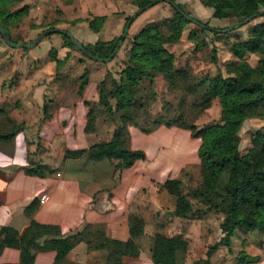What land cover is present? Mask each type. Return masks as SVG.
<instances>
[{
    "label": "crops",
    "instance_id": "0c3cea01",
    "mask_svg": "<svg viewBox=\"0 0 264 264\" xmlns=\"http://www.w3.org/2000/svg\"><path fill=\"white\" fill-rule=\"evenodd\" d=\"M200 2L195 4V9L204 14L211 12ZM20 3L23 5L19 6ZM20 3L15 8L28 4L24 0ZM200 13L199 18L202 17ZM104 15L107 19L99 31L92 30L86 22H80L85 23L84 27L77 26L81 29L69 30L85 44L112 40L105 39L110 34L104 32V28L114 19L119 29L126 15ZM185 32L186 29L180 41L171 46L178 59L183 53L179 47ZM62 36L51 41L52 46L46 50L39 52L36 48L40 45H37L31 54L9 53L5 40L0 38V58H7L9 54L15 56L10 65L0 59V239L4 227H13L22 234L33 221H38L58 225L63 236L104 226L109 237L124 244L130 238V228L143 218L146 225L145 235L139 239L141 253L138 257L124 256L123 261L125 264H154L152 237L155 233H183L182 227L178 230L183 219L174 214L175 197L163 188V184L175 178H182L189 184L198 178L201 162L199 165L183 162L177 165L175 173L166 169L172 161L177 139L190 138L192 131L164 124L145 131L129 124L128 147L145 152L144 159L129 167L125 166V157L120 152L99 160L86 154L67 156L68 150H85L111 140L117 124L101 115L95 130H88L89 103L95 107L99 105L98 85L113 70L104 62L80 61L71 56V49ZM53 48L64 61L60 68L50 57ZM179 62L177 65L186 66ZM86 70L89 83L80 95V77ZM158 77L155 80L158 97L151 109L152 117L163 112L156 85L160 82L167 85V82L162 75ZM10 134H13L10 138L3 137ZM43 196L49 199L42 201ZM49 237L42 238L41 242ZM194 239L196 241L189 239L191 250L180 264H194V261L207 258L199 252L202 238ZM224 253L219 248L210 258L211 264H219ZM29 256L24 259L21 248L7 247L0 254V263L52 264L56 251L30 250ZM108 258L107 249L91 250L86 242L78 243L67 255L74 264H107ZM228 262L226 257L222 264ZM259 263L263 261L252 264Z\"/></svg>",
    "mask_w": 264,
    "mask_h": 264
},
{
    "label": "trees",
    "instance_id": "16d2710c",
    "mask_svg": "<svg viewBox=\"0 0 264 264\" xmlns=\"http://www.w3.org/2000/svg\"><path fill=\"white\" fill-rule=\"evenodd\" d=\"M22 1L0 0V25L9 31L15 42L18 41L12 36V28L20 26L24 17L29 15L28 5L15 8ZM64 1L67 4L74 2ZM154 1L134 0V3L142 9ZM201 2L206 7L234 10L235 14L242 17L240 25L247 24L246 20L249 17L260 16L264 12V0H201ZM178 5L191 15L184 5ZM171 6L174 9L171 16L148 22L136 33L130 42L118 77L111 72L107 73L98 85L99 105L95 107L89 103L88 130H95L98 115H106L117 124L112 139L99 142L89 149L68 150L67 156L86 154L89 158L99 160L120 152L125 157V166L129 167L137 160L145 158L144 151L131 150L127 145L129 124L141 126L140 118L146 116L149 121L141 126L145 131L163 124L191 130L193 136L201 138L202 141L199 148L201 158L199 176L196 180L192 179L189 184L182 178L169 179L163 184V188L175 197L176 216L187 217L194 213L196 209L193 199L203 206L202 212L210 211L222 216L220 229L223 236L210 245L207 251L206 263L211 264L210 258L221 246L231 248L233 237L239 229L264 233V127L252 134V146L248 152L241 153L240 150L244 123L250 118L264 119V22L251 27L246 35L234 31V27L218 31L216 30L218 28L211 30L209 27L198 25L197 29L191 30L189 38L195 41L196 49L210 44L207 35L201 37L203 32L211 30L215 35L214 42H211L213 62H218L216 42L223 41L224 35L236 32L235 39L229 45V50L235 57L233 62L228 63L229 67L231 66L229 74L219 71L216 75L197 77L190 66L177 65L176 54L171 51V46L180 41L185 27L192 22L176 7ZM131 17H127V22ZM106 19V15L97 16L88 20L89 26L92 30L99 31ZM196 19L201 21L199 18ZM61 21L32 24V27H57ZM204 24L210 26L208 23ZM1 37L4 40L2 35ZM63 37L70 47L75 48L68 36ZM119 40L120 38L100 40L85 45L94 55L108 57L115 50ZM250 53L258 55L257 64L254 67L245 64L240 66L239 62L244 61ZM50 57L60 68L64 61L58 57L56 49L50 51ZM159 75L164 77L169 91L180 87L182 83L186 85L184 87L192 93L191 105L200 107L198 116L211 107L215 98H219L222 106L221 122L199 127L196 123L189 122L184 112L169 118L165 114L167 102L164 104L163 112L152 117L151 109L158 97L155 80ZM88 83L89 71L86 70L80 77V95ZM12 136L13 134L3 137ZM185 186L191 188L185 190ZM145 225L146 221L139 218L130 228V238L123 244L109 237L104 226L89 227L84 231L63 236L58 225L33 221L22 234L13 227H4L0 239V254L7 247L21 248L22 258L28 259L30 250H54L56 258L52 264H74L67 259L68 253L78 243L86 242L91 250L109 251L107 264H125L124 256L140 255L139 239L145 235ZM44 237L49 238L41 242ZM152 239L154 264L185 262L189 248V240L185 235L156 232ZM239 260L242 264H252L259 261L260 256L241 253Z\"/></svg>",
    "mask_w": 264,
    "mask_h": 264
},
{
    "label": "rangeland",
    "instance_id": "374dc122",
    "mask_svg": "<svg viewBox=\"0 0 264 264\" xmlns=\"http://www.w3.org/2000/svg\"><path fill=\"white\" fill-rule=\"evenodd\" d=\"M24 2L28 3L27 5L30 9V15L20 26L12 28L13 38L20 43L31 42L38 34L48 28H34L32 27V24H37L38 22L51 23L62 20L59 24H57L58 27H63L68 30L69 28L81 29L77 26H82L85 23L80 22L89 23L88 20L94 19L95 17L104 14H108V17L121 14L126 15L125 22L124 24L120 25L119 29H117V23L116 21H114V19H110L109 25L104 28V32H108V34H110L106 35L107 37H105V39H113L114 37L119 39L121 38L125 29L127 17L134 15L139 10V7L134 3V0H74L72 4H67L64 0H24ZM175 2L184 5V8L193 17L199 18L197 17V15H199L200 12L195 9V4L198 2V0H175ZM200 4L203 8L207 9V11L211 12H209L208 14L200 13V16L202 17H200L201 19H199L203 23H208L213 28L225 29L227 27H234V31H238L243 35H246L251 27H253L257 23L264 22L263 12V14H261L260 16H257L253 20L247 22V24H241V26L239 21L242 19V17L235 14L234 10L222 7H206L201 2ZM21 5H23V3L19 4V6ZM173 13V7L166 1H159L152 7L141 13L132 23L125 42L115 58L110 62H104L105 65H111L113 70L111 73H115L118 75L121 72L128 48L130 47V41L133 40L136 33L140 31L146 23L161 20L163 17L171 16ZM65 18L69 19L70 21H64ZM73 21L76 22L74 23ZM197 26L198 24L191 22L188 23L185 27L186 32L184 35V40L181 43L182 45L180 44L179 47V51L183 53L179 55L180 58H177L176 61H180L179 63L182 65L190 66L192 68L193 74L197 77H201L204 75H216L219 71L224 74H229L231 66L229 67L228 63L235 60L234 55L229 50V45L231 41L235 39L236 32H233L228 36L224 35L223 41L216 42V45L218 47V50L216 51L218 62H213L214 52L211 42H214L215 35L211 30L203 32V35H201L202 38L207 35V40L208 42H210V44L206 47L196 49L195 41H192L190 40V38H188L190 31L193 29H197ZM82 31H84V29ZM80 34L85 37L83 32H81ZM61 36L62 34L60 33H53L47 36L38 44L40 46H38V48L36 49H38L39 52L48 49L52 46V44L49 43L51 41H54V39L60 38ZM5 47L7 49L6 51H9V53L22 52L31 54L35 49L14 48L6 43ZM68 47L71 49V56L76 57V59H80V61H91V59L83 52H81L76 46L75 48H72L70 46ZM9 55L10 56L7 58H0L2 59L1 61L7 62V65H10L15 60V56H11V54ZM257 61L258 55L255 53H250L247 55L244 61L239 62V65L241 66L242 64H245L249 67H254L257 64ZM13 77L14 79L16 78L15 73L13 74ZM158 78L161 79V77ZM156 86L159 89V101L163 103V107L167 102V104L165 105V114L167 117L173 118L175 116H179L184 112L186 115V119L189 122L196 123L199 127L221 122L222 106L220 104L219 98H215L212 101L211 107H209L204 113L198 116L197 113L200 107H193L191 105L192 93L185 88L186 85L184 83L180 84V87H177L176 89L171 91L168 90V86L166 84H163V82H160ZM98 116L100 117L101 114ZM101 117H104V115ZM148 121L149 119L146 116L141 117L140 125L143 126ZM132 125L141 128V126H137L134 123ZM262 127H264V119L261 118H250L244 123L243 129L241 131V153L248 152V150L252 146V134ZM200 144V138H194L193 136H190V138L179 137L173 149L174 155L172 156V161L169 162L166 169L170 172L174 171L175 173L177 165L182 164L183 162L189 165H199L201 162L199 153ZM190 188L191 186H185V190H188ZM193 202L196 211L187 217L181 218L183 219V221L180 222L181 224H178V230H180V227H182L183 233L181 232L180 234L184 235L187 233L188 236H186V238L188 240L191 239L192 241H196V239L194 238L201 237V243H199L198 246L199 252L203 254V257H207L209 246L217 242L219 238L223 236V233L220 229L222 216L210 211L204 213L202 212L203 210L201 208L203 206L199 205L198 201L195 199H193ZM220 248L223 249L225 253L220 257L218 261L219 264H222L223 260L226 257L229 261L228 264H242L239 260L241 253H247L250 256L258 255L260 256L259 261H263L264 264V259H262L264 257V233H261L259 231L249 232L245 229H239L234 236L231 248L228 249L227 246H222ZM197 249L198 248H196L195 250ZM190 250L191 245L189 241L188 252ZM206 259L207 258H201L200 260L194 261L193 263L207 264ZM259 261H256V263H258Z\"/></svg>",
    "mask_w": 264,
    "mask_h": 264
},
{
    "label": "water",
    "instance_id": "95a60500",
    "mask_svg": "<svg viewBox=\"0 0 264 264\" xmlns=\"http://www.w3.org/2000/svg\"><path fill=\"white\" fill-rule=\"evenodd\" d=\"M159 1H166L169 4L173 5L174 7H176V9H178V11L181 12L182 15H184L187 19H189L190 21L202 26V27H209L211 30L214 29L211 26H207L206 24H204L203 22L197 20L196 18H194L193 16L187 14L186 12H184L179 5L174 1V0H155L153 3L147 5L146 7L139 9L134 15H132L131 19L126 23L125 25V29L123 31V34L115 48V50L113 51V53H111L110 56L108 57H101V56H97L94 55L91 51H89L86 48L85 43H83L81 40H79L76 36H74V34L63 27H50L47 28L45 30H43L40 34H38L31 42H15L12 40L11 35L9 33V31L0 25V33L3 36L5 42L10 45L11 47L14 48H34L36 47L44 38H46L47 36L53 34V33H60L62 35L68 36L70 38V40L72 41V43L81 51L83 52L86 56H88L90 59L96 60V61H101V62H110L111 60L114 59V57L117 55V53L119 52V50L121 49L122 45L125 42V39L129 33V30L131 28L132 23L135 21V19L141 14L143 13L145 10L149 9L150 7H152L154 4H156ZM257 16H251L249 17L246 21H251L254 18H256ZM218 31H225L224 29H216Z\"/></svg>",
    "mask_w": 264,
    "mask_h": 264
},
{
    "label": "built area",
    "instance_id": "2783aa9c",
    "mask_svg": "<svg viewBox=\"0 0 264 264\" xmlns=\"http://www.w3.org/2000/svg\"><path fill=\"white\" fill-rule=\"evenodd\" d=\"M49 199V197H47V196H43V197H41V200L42 201H46V200H48Z\"/></svg>",
    "mask_w": 264,
    "mask_h": 264
}]
</instances>
